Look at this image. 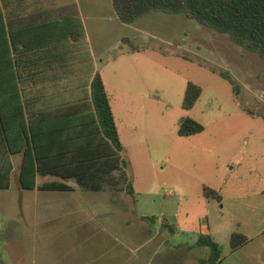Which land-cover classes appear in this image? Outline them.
<instances>
[{"label": "rangeland", "instance_id": "1", "mask_svg": "<svg viewBox=\"0 0 264 264\" xmlns=\"http://www.w3.org/2000/svg\"><path fill=\"white\" fill-rule=\"evenodd\" d=\"M78 1L95 62L113 97L136 202L128 195L102 193L98 201L86 203L90 210L77 196L74 203L84 212L79 216L51 211L44 217L31 206L23 211L22 197L31 201L40 193L22 189L15 156L12 187L0 190V264L20 259L33 264L37 252L28 228L36 226L51 228L49 258L56 264H82L81 259L148 264V231L151 246L159 245L163 235L175 249L185 246L176 251L177 257L165 250L150 264H188L190 257H208L209 251L197 245L202 234L221 247L223 261L232 252L233 234L254 236L264 230L263 62L229 36L183 15L154 13L127 25L117 19L112 0ZM124 38L142 52L131 51ZM210 67L230 72L240 94ZM190 82L203 92L187 111L183 102ZM187 117L205 131L179 136L180 122ZM206 187L221 200L205 197ZM96 210L101 212L97 219ZM71 225L84 226L85 244H79L75 231L60 232ZM166 225L175 228L176 236Z\"/></svg>", "mask_w": 264, "mask_h": 264}, {"label": "trees", "instance_id": "2", "mask_svg": "<svg viewBox=\"0 0 264 264\" xmlns=\"http://www.w3.org/2000/svg\"><path fill=\"white\" fill-rule=\"evenodd\" d=\"M61 1L0 0V190L11 189L13 158L20 156L18 180L24 190L114 191L136 201L113 97L95 69L82 23ZM112 5L118 20L127 25L154 13L183 15L229 36L258 55L264 66V0H112ZM123 43L133 52L143 50L130 39ZM210 70L240 94L230 72ZM202 92L190 82L183 108L192 110ZM204 131L202 124L187 117L178 134L190 137ZM49 176L57 181L38 183ZM204 195L221 200L208 187ZM166 227L175 233V228ZM249 242L235 233L231 251ZM198 246L209 251L200 264H221L222 249L210 236L202 234Z\"/></svg>", "mask_w": 264, "mask_h": 264}, {"label": "crops", "instance_id": "3", "mask_svg": "<svg viewBox=\"0 0 264 264\" xmlns=\"http://www.w3.org/2000/svg\"><path fill=\"white\" fill-rule=\"evenodd\" d=\"M62 5H65L66 7H68L71 10V14L74 15L75 17H78L79 21L82 23V26H83V29L85 31L86 38H87V41H88V44H89V47H90V50H91V53L93 56L95 69L98 70L97 64H96L95 59H94L93 51H92V48L90 46V41H89L90 36H89V32L87 29L85 19L83 18V13H82V8L80 5V2L78 0H62L61 6ZM71 21H72V18H71ZM75 25H76V23H75ZM17 157H19V163H18V166H19L18 172H19L20 164H21V157L20 156H17ZM13 161H14V159H13ZM14 166L16 169L15 162H14ZM49 178H53V177L49 176V177L39 178L38 183L40 185H42L46 182L57 181L56 178H53V180L50 181V180H48ZM71 182H69V184L73 187H76L75 182H74V185ZM25 191H29V190H25ZM33 191L34 192L38 191V193H40V194H36L34 199L31 200L32 201L31 205H30V203H31L30 199L24 195L21 199L19 208L22 209L23 211H25V210H27V208H29L31 206L33 208V210L36 208V212L40 213V215H43L44 217H48L50 214L49 212H51V211L61 212V213L63 212L64 214L71 213V211H72V214H75V216H79L77 214L84 213L74 203L78 199L77 196L79 197V199H82L83 201H85L84 206H85L86 210H90V209H87L86 203L91 202V204H93L92 203L93 201H98L100 199L102 193L109 194L111 196L112 195L114 196V194L116 196L121 195L120 197H122L123 195H128L125 193H118V192H114V191L90 192V191L81 190L79 188H75L74 191H70V192L41 191L39 189L32 190L31 192H33ZM90 193H95V194H91L92 195L91 197L85 196V195H88ZM93 195H95V196H93ZM128 196L131 197L130 195H128ZM1 201L2 200H0V202ZM3 205L4 204H1L0 206H3ZM96 206H98V205H96ZM111 213L113 215L112 210L110 211V214ZM96 214H97L95 216L96 219L101 216V212H99V211H97ZM107 215H108V212H107ZM142 220L147 221V218L143 217ZM79 221L81 222V219ZM83 228H84L83 225H80V226H78V225L72 226L71 225L68 227L66 226V227L60 228V232L68 230V231H75V232L79 233L80 235L77 238H78V241L81 242L79 244L83 245L88 240L87 236H85L84 233H82V231H81ZM50 230H51V228H49L47 226H36V227H29L28 228V232L31 234V237H32V246L35 249V251L37 252L36 254H34V259L32 260L33 264H56L53 258H49V254L51 256L52 251H53V242L51 241L52 237H50L48 235ZM148 233H149L148 239L145 240V244H144V246L146 248H148V251L146 252V256H147L146 260L148 261V264H150V262L154 256H157L161 253H164L165 250L168 251V254H173L174 258H175V257H177L176 251L181 250L180 248L185 247L184 245H180L178 250L175 249L177 247L174 244L170 243L167 237L165 238V236H167V235L162 236L164 240H162L159 245L151 246L152 245L151 231H148ZM176 234L177 233H174L173 236H176ZM247 237L250 239V242L247 245H245L243 248L239 249L238 251L231 252L226 258H224V260L222 261L223 264H264V230L260 231L259 233H257L254 236L252 235V236H247ZM197 245H198V243H197ZM81 260H80V262L82 264H93V262H92L93 260H89V259L88 260L81 259ZM199 260H200L199 257L195 256L194 258L190 257V259L187 260V262H188V264H200ZM71 263L73 264V262H71ZM1 264H5V263L1 261ZM17 264H24V261L20 259V260H18ZM99 264H101V263H99ZM106 264H108V263L106 262ZM161 264H164V263L162 262Z\"/></svg>", "mask_w": 264, "mask_h": 264}]
</instances>
